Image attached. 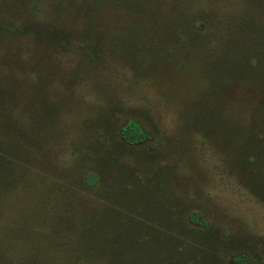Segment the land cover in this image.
<instances>
[{"label":"rangeland","instance_id":"1","mask_svg":"<svg viewBox=\"0 0 264 264\" xmlns=\"http://www.w3.org/2000/svg\"><path fill=\"white\" fill-rule=\"evenodd\" d=\"M237 254L264 264V0H0V264Z\"/></svg>","mask_w":264,"mask_h":264},{"label":"trees","instance_id":"2","mask_svg":"<svg viewBox=\"0 0 264 264\" xmlns=\"http://www.w3.org/2000/svg\"><path fill=\"white\" fill-rule=\"evenodd\" d=\"M121 140L130 146L139 145L143 142L144 132L138 121H129L122 128L120 133ZM97 179L93 174H89L86 178V185L89 187H94L96 185ZM188 222L191 225L198 226L200 228H206L207 222L200 216L197 212H192L188 216ZM78 261H81L78 259ZM101 264H111L112 261L103 260ZM97 264V261L94 262ZM185 264V263H184ZM230 264H249L248 260L244 255L237 254L231 258Z\"/></svg>","mask_w":264,"mask_h":264}]
</instances>
